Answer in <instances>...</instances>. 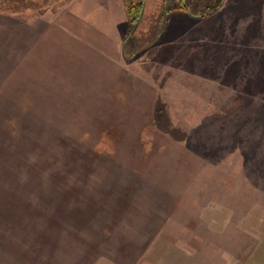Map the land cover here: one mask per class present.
<instances>
[{"label":"rangeland","instance_id":"obj_1","mask_svg":"<svg viewBox=\"0 0 264 264\" xmlns=\"http://www.w3.org/2000/svg\"><path fill=\"white\" fill-rule=\"evenodd\" d=\"M119 2L0 0V264H264V0Z\"/></svg>","mask_w":264,"mask_h":264},{"label":"trees","instance_id":"obj_2","mask_svg":"<svg viewBox=\"0 0 264 264\" xmlns=\"http://www.w3.org/2000/svg\"><path fill=\"white\" fill-rule=\"evenodd\" d=\"M223 1L224 0H160L161 10L156 18L159 20H166L172 11H182L194 17L205 16L216 11L222 5ZM143 3L144 0H137L134 2L131 0L125 1V11L129 22V29L123 43V56L127 60H130L132 56L137 53L138 50L134 49L138 48L142 43L139 38L135 37L133 32L141 18ZM158 19L154 21V24H157V28L158 23H160ZM163 29L161 31L158 30L155 34L159 36L163 32ZM153 124L159 131L174 140L181 141L187 136L181 129L172 125L166 110V105L159 97H157L154 106Z\"/></svg>","mask_w":264,"mask_h":264},{"label":"crops","instance_id":"obj_3","mask_svg":"<svg viewBox=\"0 0 264 264\" xmlns=\"http://www.w3.org/2000/svg\"><path fill=\"white\" fill-rule=\"evenodd\" d=\"M122 2V3H121ZM122 4L121 5V7H122V9H121V11H119V9L118 10H116V11H118L119 13V15H120V17L119 18H122V20L120 21L122 24L124 23H128V25H129V22H126V21H128V19H127V16H126V11H125V0H120V2H119V4ZM105 8H104V10L103 11H107L109 8L110 9H113V4L109 1L108 2V4L106 5V6H104ZM114 13V12H113ZM127 19V20H126ZM116 26V25H115ZM128 27L129 26H127V28L126 29H123V30H120V31H117L116 29H114L115 31V34H116V36H117V34H118V39H116V36L114 37V39H111L110 41H109V43L107 42V40H105V39H101V43L99 44L97 41H100L99 39H97L96 38V40H95V38H93V40L94 41H96L94 44L96 45V46H100V47H102V48H105V49H114L115 51H112L111 50V55H113V54H115V55H117L118 54V52H117V49H120V54H121V56L124 58V56H123V43H124V40H125V38H126V35H127V30H128ZM106 39H107V37H105ZM109 47V48H108ZM157 96H158V94H156V97H155V100H154V104H153V108H152V120H153V111H154V106H155V102H156V99H157ZM153 129L155 130V131H157L158 133H161V134H164L163 132H161V131H159L155 126H154V124H153ZM164 135H166V134H164ZM168 136V135H167ZM169 137V136H168ZM170 138V137H169ZM170 139H172V138H170ZM172 140H174V139H172Z\"/></svg>","mask_w":264,"mask_h":264}]
</instances>
